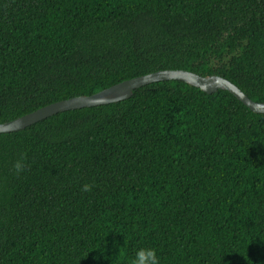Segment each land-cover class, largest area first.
<instances>
[{"label":"trees","instance_id":"trees-1","mask_svg":"<svg viewBox=\"0 0 264 264\" xmlns=\"http://www.w3.org/2000/svg\"><path fill=\"white\" fill-rule=\"evenodd\" d=\"M163 69L264 102V0H0V123ZM141 247L264 264V113L165 80L0 133V264H132Z\"/></svg>","mask_w":264,"mask_h":264},{"label":"water","instance_id":"water-1","mask_svg":"<svg viewBox=\"0 0 264 264\" xmlns=\"http://www.w3.org/2000/svg\"><path fill=\"white\" fill-rule=\"evenodd\" d=\"M165 80L185 81L209 94L218 90H227L252 111L264 113V102L251 99L239 86L223 76L216 74L204 76L186 69H163L121 81L92 95L75 96L42 106L23 116L0 123V133L25 129L60 112L123 101L129 99L136 89Z\"/></svg>","mask_w":264,"mask_h":264},{"label":"clouds","instance_id":"clouds-1","mask_svg":"<svg viewBox=\"0 0 264 264\" xmlns=\"http://www.w3.org/2000/svg\"><path fill=\"white\" fill-rule=\"evenodd\" d=\"M13 167L17 173L21 172L24 168L22 160H17ZM92 186L84 184L83 191H91ZM132 264H159V257L156 254V250L153 248L141 247L135 251V255L132 258Z\"/></svg>","mask_w":264,"mask_h":264}]
</instances>
